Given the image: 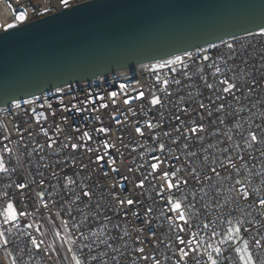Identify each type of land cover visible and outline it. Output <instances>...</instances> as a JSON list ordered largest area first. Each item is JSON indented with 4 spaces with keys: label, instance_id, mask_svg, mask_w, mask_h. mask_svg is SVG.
Listing matches in <instances>:
<instances>
[{
    "label": "built area",
    "instance_id": "1",
    "mask_svg": "<svg viewBox=\"0 0 264 264\" xmlns=\"http://www.w3.org/2000/svg\"><path fill=\"white\" fill-rule=\"evenodd\" d=\"M85 1L89 0H67V3H64V0H0V32L11 29L8 27L10 24L18 27L64 9H71L75 5ZM21 15L26 17L23 22L16 19V17ZM262 31L264 29L225 38L215 44L187 51L191 52L195 57L197 52H201L203 49H212L213 45L216 46L210 53H202L209 54L212 57L208 62L197 59L193 63L192 61L186 60V63L190 66L189 72L192 75L191 82L186 81L182 76H178L177 78L185 83H192L191 91L195 94L198 91L197 85L202 84L197 75L201 69H203L205 78L209 82H214L211 76L214 68L208 67V64L215 62L217 66L223 67L226 63L227 66L231 67L237 73L233 78L237 81L238 86L243 89V95L240 93L237 94L241 98L238 101L234 100L231 102L232 109L238 111L243 104L244 110L238 111L236 117L241 123L240 132L229 134L233 135L232 143L240 144V154L245 156V160L235 159V163L240 168V175L234 176L231 182L235 184V179L250 180L255 187L261 188L262 194H264V185L260 184V178L255 175L256 172L264 170V157L260 154V146L253 145V148H248L240 139L241 132L244 136L248 135L249 126L258 134H264V127H257L261 125V118L264 116V36L259 35ZM226 43H232L234 45V50L232 51L234 59H228L230 50L225 47ZM185 53L183 52L167 59H173L178 55L183 56ZM222 54L223 58H221ZM164 60L137 64L129 68L98 76L91 80L71 82L40 95L14 101L0 107V150H2L3 145H7L11 150L6 156V159L11 158V163L7 166L17 168V172L10 178L0 175V192L5 190L11 192L12 189H8L7 185L9 183L14 184L18 179L31 181L35 178L39 180V176L36 175L37 169L45 174L46 179L50 180V185L57 183L56 179L51 177V169L45 167L44 164H54L56 160L70 155L71 148L69 146L68 149H65L59 155L54 154L51 150H45L43 153L37 151L31 153L29 156L28 153L31 152L33 147L37 144L43 145L46 143L47 138L40 131L41 126L49 131V135L58 140V143L54 147H59L62 143H79L77 138L80 133L74 131V128H79L81 132L90 131L93 133L94 139L91 142V147L100 149L101 154L107 150L102 148L99 141L105 139L120 150L117 152L114 148L111 151V155L106 157L109 164H111V160L113 159L117 161L112 166L119 169L118 173L111 172L108 165H105L103 170H101L95 163H92L90 169H95V172L90 169H85L81 173L80 181L86 182L89 186L97 184L99 191H104L108 186H113L112 190L119 193L121 197L124 195L131 196L133 193H137L135 199L140 203L136 204L131 211L119 207L108 211L107 215L112 217L111 223L103 221V223L97 226L96 220H89L84 225L82 229L83 233L91 239L82 241L77 247H83L84 244H87L92 249L90 253L88 252V248L84 249L86 257H95V259H88V264H154L152 257L158 259L160 264H176L175 256H173L172 251L167 247L168 244H172V236L174 234L168 228L166 217L161 215L157 210L152 219L151 231H149L148 225L142 223L145 219L144 208L152 203V200H156L153 207L159 208V200L155 197V192L148 186L147 182L143 190L134 189V183L142 179L150 171L148 165L154 162L153 156L161 155L158 151L153 153L152 149L157 148L158 144L148 139L147 131L144 137H140L135 134L134 128L137 126L143 128L147 121L151 120L155 122L156 120H160L161 116L159 112H149L147 110L148 105L145 101L133 99L130 105L123 103L124 99L135 97L139 91H144L145 96L148 97L150 90L154 89L156 95L163 96V93L159 91L163 85L156 84V74L151 69ZM159 75L161 80H164L171 77L172 74L168 69H164L159 72ZM253 76H255L258 83L257 87L251 92V100H249L247 99L250 87L248 82L252 80ZM121 84L125 85L123 92H121L119 87ZM58 89H63V92H58ZM113 91L118 93L114 101L108 98V94ZM169 91H172L174 95L171 98L165 97V100L171 99L172 101H178L181 98L188 100L189 89L187 88L181 86L180 91L176 92V86L170 84ZM98 96H103L105 99L103 101H97L94 107L90 104H81L82 101H87L89 98L96 99ZM209 97L214 98V93L210 90L203 89V95L199 99L208 103ZM61 100L64 101L63 105L60 104ZM253 102H255V107H252ZM45 103L52 104L53 108L47 109L46 107H41ZM101 103H108L109 107L101 108ZM73 104H76L81 111H60L65 106L71 108ZM185 107L192 112L196 109L197 105L190 100L189 103H180L178 105L168 104L162 110L165 123L161 128H157L155 132L162 133L163 131H170L173 137H178L179 133L175 131L173 126H179V122L175 121L174 117L175 114H180V109ZM32 109H36V111L32 112ZM53 110L56 112L55 116L51 115ZM41 112L47 116L46 120L40 116ZM113 116L121 121L119 125L112 120ZM63 118H66V122ZM182 119L187 121L188 117L182 115ZM212 119H215V116ZM36 120H40L39 125L36 124ZM228 120L231 126L234 121L231 118H228ZM197 122L199 123L200 121L197 120ZM204 123L207 126L208 120L205 119ZM56 125H59L65 131L60 133L55 132ZM98 127L110 128L111 132L107 137H104L94 131ZM219 128L223 132L228 131L224 125H220ZM216 130L215 126H213L209 129L208 133L204 134L206 136L204 147H207L209 143L212 144V148L206 153L209 156V160L213 158L214 154L219 155L221 159L225 155L220 153V148L226 145L217 144V140L226 139V137L220 135L215 137L211 136V132ZM69 136L72 137L70 142L67 139ZM5 137H8V139H5ZM163 140L175 149L176 146L170 144L168 137H163ZM181 143H184V141H181ZM197 149H200L198 158L192 157L189 160L188 158L182 157L183 163L182 161L175 160L174 157H169V159L175 167L184 168L187 167L188 163H191L198 170L201 166L207 170V164L204 161L205 153L201 149V146L197 144L193 148L188 149V151H195ZM42 154L45 157L44 161H41ZM96 154V152H93L91 155L95 157ZM76 155L78 165L81 160L84 164L89 163L88 155L83 151H79ZM174 155L181 156L182 153L180 150H176ZM253 156L256 157L255 161L252 159ZM245 164L247 167H242ZM141 165L144 167L141 168ZM129 168L134 170L139 169V171H129ZM56 170L59 171V168ZM68 170L69 172L73 171L71 165H69ZM102 171L109 172V176L107 178L104 177ZM220 171L223 172L222 169ZM29 173H32V175H29ZM178 175L183 176L184 172L181 171ZM151 179L149 177V180ZM101 184L103 185L102 188L100 187ZM227 184L228 182L224 183L223 192L225 195L230 196L231 193L228 191ZM236 187L242 188L244 185H236ZM125 189L127 192H125ZM56 191L58 189L53 190L51 186L48 187V192H51L56 200H60V197L56 195ZM141 192L144 195H140L139 193ZM149 196L152 199H149ZM101 198L105 199V202L110 199L106 194L104 197L97 196L94 198L93 204L95 203V199ZM45 202L49 204L50 209H43L41 206L34 216L28 218L27 223L32 224L31 229L24 227L22 223L21 232L18 233L11 225L7 226L9 232L6 233V238L9 240V243L5 247L3 241L0 240V264H73L71 261V253H67L66 251L70 245L65 242L73 230L71 228L64 230L58 227L60 219L53 218L56 212L60 211V207L54 204L53 200L47 199V197ZM221 202H223V197L221 198ZM239 203L241 210L237 211L236 215L241 219L250 221L245 227L251 231V235L247 237L252 243L251 251L264 256V247H257L255 245L256 239L264 242V216L261 215L258 200L256 205L252 207H249L250 201L241 200ZM80 207L83 208L84 206L80 205ZM232 207L235 208L236 205L233 204ZM125 211H127L126 217L124 215ZM132 211L139 213V217H134ZM41 213H43L44 218H41ZM62 216L64 219H68L63 213ZM73 216L77 217V223L79 224L80 214L74 212ZM97 219L103 220V212ZM115 225H119V227H114ZM89 226H91V231H89ZM37 228L40 229L39 232L35 231ZM138 228H144L148 233L147 237L137 231ZM49 229H52V231H49ZM55 232H60L62 239H58L54 235ZM93 232L96 233L95 236H92ZM151 232L156 233V238H151ZM79 235L80 233L76 232L72 238H76ZM138 237L140 240H143V243L139 242ZM30 238L43 240L44 243L40 247L42 250L47 248V254L44 251L37 253L31 244ZM201 238L207 239V235L201 233ZM161 240L164 243H159ZM101 241H107L112 247H108ZM61 244H63V247H60ZM140 247L145 249V253L142 254L137 251ZM56 248L60 249L59 252L54 250ZM65 255L68 256V259L63 258ZM144 255H148L149 259L144 260ZM224 264H236L234 254L233 260L231 262L225 261Z\"/></svg>",
    "mask_w": 264,
    "mask_h": 264
},
{
    "label": "snow or ice",
    "instance_id": "2",
    "mask_svg": "<svg viewBox=\"0 0 264 264\" xmlns=\"http://www.w3.org/2000/svg\"><path fill=\"white\" fill-rule=\"evenodd\" d=\"M64 3H67V0H64ZM16 19L23 22L26 17L21 15L16 17ZM8 27L12 28L15 25L10 24ZM259 35L264 36V31L259 33ZM215 47L213 45L212 49H215ZM225 47L230 50L228 59H234L232 55L234 45L232 43H226ZM212 49H203L201 52H197L195 57L191 52H186L183 56L178 55L173 59L164 60L152 68L151 70L156 74V84L163 85L159 89L163 93V96L156 95V91L152 89L148 97L145 96L144 91H139L135 97L130 99L126 98L123 101L125 105H130L133 99L145 101L148 105L147 110L149 112H159L161 116V119L155 122L151 120L147 121L143 128L139 126L134 128L135 134L140 137H144L147 131L148 139L158 144L157 148L152 149L153 153L156 151L161 153V155L153 156L154 162L148 165L150 171L147 172V175H144L142 179L134 183V189L143 190L147 182L148 186L155 192V197L159 200L158 209L153 207L156 200H152V203L144 208L145 219L142 223L148 225V229L151 231L152 219L157 210L161 215L166 217L168 228L174 234L172 236V244H168L167 247L172 251L173 256H175L176 264H224L225 261L231 262L233 260V254L236 264H264V256L251 251L252 243L247 238L248 235H251V231L245 227L250 221L241 219L236 215V212L241 210L239 203L241 200L250 201L249 207L256 205L258 200V207L261 215L264 216V194H262V189L255 187L250 180L235 179V184L231 182L234 176L240 175V168L235 163V159L245 160V156L240 154V144L232 143L233 135L229 134L240 132L241 123L236 117L238 111L244 110L243 104L238 111L232 109L231 102L234 100L238 101L241 98L237 94L240 93L243 95V89L238 86L237 81L233 78L237 73L231 67L227 66L226 63L223 67L217 66L215 62L208 64V67L214 68V71L211 73L214 82H209L203 75V69H201L197 75L202 84L197 85L198 91L195 94L191 91L192 83H185L177 78L178 76H182L186 81L191 82L192 75L189 72L190 66L186 63V60L192 61L193 63L197 59L208 62L212 57L209 54L202 53H210ZM221 58H223V54ZM164 69H168L172 75L168 79L161 80L159 72ZM248 83L250 87L247 99L251 100V92L257 87L258 82L255 76H253L252 80ZM170 84L176 86V92L180 91L181 86L189 89L188 100L184 98L178 101H172L171 99L165 100V97L171 98L174 95L172 91H169ZM119 87L121 92H123L125 85L121 84ZM203 89L210 90L214 93V98L209 97L208 103L199 99L203 95ZM58 92H63V89H58ZM117 95L118 93L113 91L108 94V98L114 101ZM104 99L103 96H98L96 99L89 98L87 101H82L81 104H90L94 107L97 101H103ZM189 100L195 103L197 107L192 112L185 107L179 110L180 114H175L174 118L175 121L179 122V126L174 125L173 127L179 133L178 137H173L170 131H163L162 133L155 132L157 128H161L165 123L162 110L168 104L178 105L180 103H189ZM60 104L63 105L64 101L61 100ZM41 107H46L47 109L53 108L50 103L42 104ZM100 107L108 108L109 104L101 103ZM252 107H255V102L252 103ZM72 110L81 111L76 104H73L71 108L65 106L60 109V111ZM35 111L36 109H32V112ZM51 115H56L55 110L51 112ZM182 115L188 117L187 121L182 119ZM40 116L44 117L45 120L47 119V116L43 112L40 113ZM213 116H215V119H212ZM228 118L234 121L231 126L229 125ZM63 119L66 122V118ZM205 119L208 120L207 126L204 123ZM261 119L262 123L257 127H264V116ZM112 120L117 125L121 123L115 116L112 117ZM197 120L200 122L198 123ZM36 124L39 125L40 120H36ZM220 125H224L228 131H221L219 128ZM213 126L217 130L211 132V136L215 137L220 135L226 137V139L217 140V144L226 145L220 148V153L225 154L223 159L219 155L214 154L213 158L209 160V156L206 154L212 148V144L209 143L207 147H204V141L206 139L204 134L208 133L209 129ZM54 130L57 133L65 131L59 125H56ZM40 131L47 138L46 143L43 145L37 144L33 147L31 152L28 153L29 156L31 153L37 151L43 153L45 150H51L54 154L59 155V153L68 149L69 146L71 148V154L56 160L54 164H44L45 167L51 169V177L56 179V184L50 185V180L46 179L45 174L37 169L36 175L39 176V180L35 178L31 181L18 179L14 184L9 183L7 185L8 189H12L11 192L8 190L0 192V240L7 247L9 243V240L6 238V233L9 232L8 225L14 227L18 233L21 232L22 223L24 227L31 229L32 224L27 223L28 218L34 216L41 206L43 209H50L49 204L45 202L47 197V199L53 200L54 204L60 207V211L56 212L53 218L60 219L58 227L64 230H68L69 228L73 230L65 241L70 245L66 251L67 253H71V261L73 264H88V259H95V257H86L84 249L88 248L89 253L92 249L87 244H84L83 247H77L82 241L91 239L89 236L84 235L82 230L84 225L89 220H96L97 226L103 223V221L111 223L112 217L107 215V212L114 210L116 207L126 208L131 211L136 204L140 203L135 199L137 193H133L131 196L124 195L121 197L119 193L112 190L113 186H108L104 191H99L97 184L89 186L86 182L80 181L81 173L85 169H90L92 163H95L101 170H103L105 165H108L111 172H119L117 167L112 166L117 161L113 159L111 160V164H109V161L106 159V157L111 155L112 149L115 148V145L110 144L107 139L99 141L102 148L107 150L101 154L100 149L91 147L94 136L90 131L81 132L79 128H74V131L80 133L77 138L79 143H62L59 147H54L58 143V140L49 135L47 129L41 126ZM94 131L107 137L111 129L98 127ZM163 137H168L170 144L176 146L175 149L170 147L169 143L163 140ZM5 139H8V137H5ZM67 139L70 142L72 137L69 136ZM240 139L248 148H253V145H259L260 154L264 157V134H258L249 126L248 135L244 136L241 132ZM181 141H184V143H181ZM197 144L201 146V149L205 153L204 161L207 164V170L203 166L198 170L191 163H188L187 167L184 168L172 165L169 157H174L177 161H182V157L188 158L189 160L192 157L198 158L200 149L188 151V149L193 148ZM115 150L117 152L120 151L118 148H115ZM176 150H180L182 155L175 156L174 153ZM10 151L6 144L0 150V175L8 176L9 178L17 172L16 167L10 168L7 166L11 163V158L6 159ZM79 151H83L88 155V164H84L82 160L79 165L77 164L76 154ZM93 152L97 153L95 157L91 155ZM252 159L255 161L256 157L253 156ZM44 160L45 157L42 154L41 161ZM69 165L73 169L71 172L68 170ZM143 167L141 165V168ZM242 167L246 168L247 165H242ZM57 168H59V171L56 170ZM221 169L223 172L220 171ZM90 170L95 172V169ZM129 171H139V169L134 170L129 168ZM181 171L184 172L183 176L178 175ZM102 174L106 178L109 176V172L102 171ZM29 175H32V173H29ZM255 175L260 178V184L264 185V170L256 172ZM149 177L152 179L149 180ZM225 182H228L227 186L228 191L231 193L230 196L225 195L223 192ZM241 184L244 187H236V185ZM49 186L53 190L58 189L56 195L60 197V200H56L52 193L48 192ZM100 187L102 188L103 185L101 184ZM125 192H127L126 189ZM105 194L107 197H110L107 202L101 198L95 199V203L93 204L94 198L97 196L104 197ZM139 194L144 195L143 192ZM222 197L223 202H221ZM148 198L152 199L150 196ZM233 204L236 205L235 208L232 207ZM80 205L84 207L81 208ZM74 212L80 214L79 224L77 223V217L73 216ZM102 212L103 220L97 219L101 216ZM62 213L68 219H64ZM124 215L125 217L127 216V211H125ZM132 215L139 217V213L135 211H132ZM41 218H44L43 213H41ZM114 227H119V225H115ZM35 231L39 232L40 229L37 228ZM49 231H52V229H49ZM89 231H91V226H89ZM137 231L146 237L148 235L144 228H138ZM76 232H79L80 235L72 238ZM201 233L207 235V239H202ZM54 235L58 239H62L60 232H55ZM95 235L96 233L93 232L92 236ZM151 238H156L155 232H151ZM30 239L37 253L44 251L47 254V248L42 250L40 247L44 243L43 240L38 238ZM137 239L140 243H143V240H140L139 237ZM101 242L105 243L108 247H112L107 241ZM159 243H164V241L161 240ZM173 245L175 246L174 248ZM255 245L257 247H264V242L256 239ZM60 247H63V244ZM54 250L59 252L60 249L56 248ZM137 251L142 254L145 253L143 247L138 248ZM63 258L68 259V256L65 255ZM143 259L148 260L149 256L144 255ZM152 260L154 264H160L159 260L155 257H152Z\"/></svg>",
    "mask_w": 264,
    "mask_h": 264
},
{
    "label": "water",
    "instance_id": "3",
    "mask_svg": "<svg viewBox=\"0 0 264 264\" xmlns=\"http://www.w3.org/2000/svg\"><path fill=\"white\" fill-rule=\"evenodd\" d=\"M264 29V0H89L0 32V107Z\"/></svg>",
    "mask_w": 264,
    "mask_h": 264
}]
</instances>
